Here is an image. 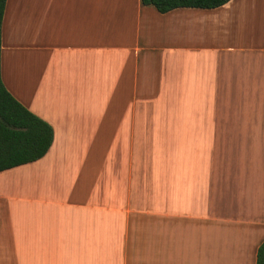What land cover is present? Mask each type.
<instances>
[{
    "label": "crops",
    "instance_id": "obj_1",
    "mask_svg": "<svg viewBox=\"0 0 264 264\" xmlns=\"http://www.w3.org/2000/svg\"><path fill=\"white\" fill-rule=\"evenodd\" d=\"M1 81L49 124L0 173V264H255L264 0H6Z\"/></svg>",
    "mask_w": 264,
    "mask_h": 264
},
{
    "label": "trees",
    "instance_id": "obj_2",
    "mask_svg": "<svg viewBox=\"0 0 264 264\" xmlns=\"http://www.w3.org/2000/svg\"><path fill=\"white\" fill-rule=\"evenodd\" d=\"M230 0H140L160 14L178 8L216 9ZM6 0H0L1 24ZM53 142L49 124L32 114L17 102L5 89L0 72V173L18 166L33 163L48 152ZM264 264V241L257 249L256 263Z\"/></svg>",
    "mask_w": 264,
    "mask_h": 264
}]
</instances>
